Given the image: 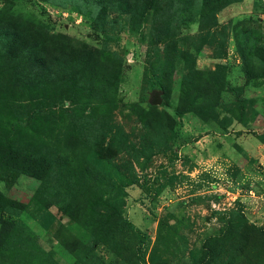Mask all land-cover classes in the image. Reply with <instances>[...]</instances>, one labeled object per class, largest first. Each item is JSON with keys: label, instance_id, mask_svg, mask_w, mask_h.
<instances>
[{"label": "rangeland", "instance_id": "1", "mask_svg": "<svg viewBox=\"0 0 264 264\" xmlns=\"http://www.w3.org/2000/svg\"><path fill=\"white\" fill-rule=\"evenodd\" d=\"M0 264H264V0H0Z\"/></svg>", "mask_w": 264, "mask_h": 264}, {"label": "water", "instance_id": "2", "mask_svg": "<svg viewBox=\"0 0 264 264\" xmlns=\"http://www.w3.org/2000/svg\"><path fill=\"white\" fill-rule=\"evenodd\" d=\"M161 102V98L158 95V92H154L152 99L150 100L151 104H159Z\"/></svg>", "mask_w": 264, "mask_h": 264}, {"label": "trees", "instance_id": "3", "mask_svg": "<svg viewBox=\"0 0 264 264\" xmlns=\"http://www.w3.org/2000/svg\"><path fill=\"white\" fill-rule=\"evenodd\" d=\"M25 41H26L27 43L29 42V41H27V40H25ZM31 42H37V41L31 39Z\"/></svg>", "mask_w": 264, "mask_h": 264}]
</instances>
